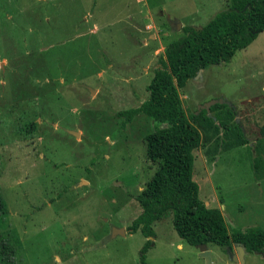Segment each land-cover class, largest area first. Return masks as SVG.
Wrapping results in <instances>:
<instances>
[{
  "label": "rangeland",
  "instance_id": "rangeland-1",
  "mask_svg": "<svg viewBox=\"0 0 264 264\" xmlns=\"http://www.w3.org/2000/svg\"><path fill=\"white\" fill-rule=\"evenodd\" d=\"M230 2L0 0V236L14 247L11 264H141L147 240L148 264H206L172 212L152 236L126 230L157 169L145 136L167 124L138 114L123 128L117 112L148 98L184 26H204ZM179 94L202 136L199 198L229 232L264 228V30ZM240 247L205 249L212 264H264L259 252L241 261Z\"/></svg>",
  "mask_w": 264,
  "mask_h": 264
},
{
  "label": "trees",
  "instance_id": "trees-1",
  "mask_svg": "<svg viewBox=\"0 0 264 264\" xmlns=\"http://www.w3.org/2000/svg\"><path fill=\"white\" fill-rule=\"evenodd\" d=\"M183 30V36L165 47L161 65L154 69L147 86L148 98L138 106L117 112L123 118V128L138 114L167 124L145 136L146 156L157 164V169L137 195L142 211L126 230L140 229L145 236H152V224L172 212L178 235L192 245L231 248L241 244L246 252L264 254L263 227L229 232L221 210L209 207L199 198L193 165L202 136L186 115L179 94V89L200 70L229 61L264 30V0H231L228 8L217 12L204 26H184ZM4 236H0V264H11L14 247ZM151 243L147 240L142 247L141 264H148L145 252Z\"/></svg>",
  "mask_w": 264,
  "mask_h": 264
},
{
  "label": "water",
  "instance_id": "water-1",
  "mask_svg": "<svg viewBox=\"0 0 264 264\" xmlns=\"http://www.w3.org/2000/svg\"><path fill=\"white\" fill-rule=\"evenodd\" d=\"M177 26L178 23H177ZM93 91V89H91ZM117 234H125V228L121 227V228H113L108 236V238H112ZM201 249V253L200 255L203 256L206 259V264H211V257H210V250L205 249V245H201L200 246ZM240 257H241V261H242V257H243V249L244 247H240Z\"/></svg>",
  "mask_w": 264,
  "mask_h": 264
},
{
  "label": "crops",
  "instance_id": "crops-1",
  "mask_svg": "<svg viewBox=\"0 0 264 264\" xmlns=\"http://www.w3.org/2000/svg\"><path fill=\"white\" fill-rule=\"evenodd\" d=\"M210 254L212 255L211 251H210ZM245 256H246V251L243 249V261H244V263H245ZM212 261H213V258L211 257V264H212Z\"/></svg>",
  "mask_w": 264,
  "mask_h": 264
}]
</instances>
